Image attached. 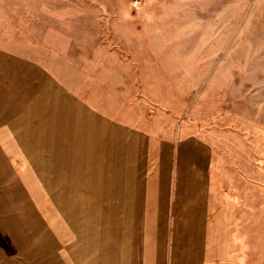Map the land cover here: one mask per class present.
I'll return each instance as SVG.
<instances>
[{"label": "rangeland", "instance_id": "1", "mask_svg": "<svg viewBox=\"0 0 264 264\" xmlns=\"http://www.w3.org/2000/svg\"><path fill=\"white\" fill-rule=\"evenodd\" d=\"M0 52L40 72L80 114L116 127L124 185L142 180L141 205L153 203L154 190L157 203L164 166L165 226L147 230L157 212L141 208L134 264H154L157 248L164 264H174L175 225H192L194 216L181 207L192 204L183 189L176 197L175 183L178 175L193 177L195 165L177 168L201 151L203 201L220 242L208 251L236 264H264V0H0ZM83 124L54 103L14 134L0 132V192L3 181L19 183L43 226L41 237L28 238L0 203V264H73L68 242L72 256L85 214L57 211L35 167H67L72 147L88 140ZM30 189L41 194V206ZM127 192L124 204L138 205ZM92 247L79 262L75 240L74 264H98L88 260L97 253ZM180 259L175 264H194L190 255Z\"/></svg>", "mask_w": 264, "mask_h": 264}, {"label": "crops", "instance_id": "2", "mask_svg": "<svg viewBox=\"0 0 264 264\" xmlns=\"http://www.w3.org/2000/svg\"><path fill=\"white\" fill-rule=\"evenodd\" d=\"M54 103L62 104L69 118L72 117L84 123L85 135L88 140L87 142H78L72 147L75 156L67 162V167H61L62 170L58 171L54 168L55 162H44V169L41 166L40 169L38 166L35 167V176L41 183V191L46 197H52L50 200L56 204L57 211L85 214L78 227L80 237L74 238L77 240V261L85 263L87 261L86 253L93 246L92 249L97 253L94 258L88 259L91 260V263L92 260H97L98 264H107L109 260L110 264H134L137 255L135 248L136 229H138L137 215L141 208L146 213L157 212L155 220L151 219L147 222L145 227L147 230H153L155 225L157 229H164L165 226L164 216L168 188L167 172L164 166L159 174L161 184L158 187L157 203H154L153 185V203L141 205L136 187L140 183L142 184V180L140 181L136 176L135 182L133 183L131 179L132 184L130 183L128 186L127 178L124 185L122 172L125 162L121 156L122 144L116 134V127L104 123L92 114H80L79 109H73V102L68 96L63 95L59 88L54 87L50 81L45 82L40 72L25 61L0 52L1 133L14 134L28 116L44 111L46 106ZM13 137L18 144L15 135ZM128 148L132 158L136 154L135 147L129 146ZM186 159L179 162L177 171L180 173L185 165L194 164V176L183 180L178 175L175 194L176 197H181L180 190L183 189L182 191L187 192L185 197L188 196V199H185V202L192 205L181 207L194 213V216L192 225L189 222L187 224L177 221L175 238L171 244V260L175 264L182 256L184 259L190 255L194 264H236L226 256H221L217 251L215 253L208 251L209 244L218 245L220 242L217 235L213 236L214 229H217L216 222H208L209 208L203 201L205 155L201 151L193 153ZM1 184L4 186L3 191L0 192L1 205L12 210L11 214L15 216L14 219L20 220L27 237L30 233L35 239L41 237L38 230L43 227L42 223L36 217V210L28 202L23 188L19 183L14 185L15 183L7 184L3 181ZM126 189L128 192H132H127L128 195L137 197L138 205L124 204L123 198ZM30 190L34 198L33 204L41 206V200H39L41 194L36 189ZM26 214L30 217L24 220ZM16 221L19 223L18 220ZM86 221H92L91 224H93L90 226L93 229L88 238L86 236ZM189 227H192L193 233L189 231ZM247 229L249 230V227ZM209 231L211 235H209ZM20 232L22 233V231ZM75 240L73 241L72 256L71 241L68 242V257L70 261L73 257V264L76 259ZM159 245L160 243L157 242V246ZM108 246L111 254H108ZM150 246L148 241L147 248ZM157 249L154 264H164V252L162 249Z\"/></svg>", "mask_w": 264, "mask_h": 264}]
</instances>
